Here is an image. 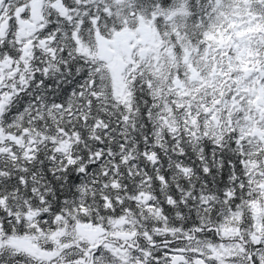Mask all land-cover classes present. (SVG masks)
I'll list each match as a JSON object with an SVG mask.
<instances>
[{"label": "snow or ice", "instance_id": "obj_1", "mask_svg": "<svg viewBox=\"0 0 264 264\" xmlns=\"http://www.w3.org/2000/svg\"><path fill=\"white\" fill-rule=\"evenodd\" d=\"M0 264H264V0H0Z\"/></svg>", "mask_w": 264, "mask_h": 264}]
</instances>
